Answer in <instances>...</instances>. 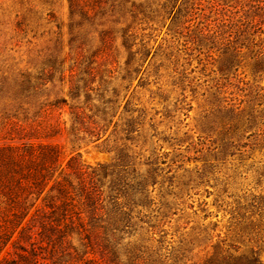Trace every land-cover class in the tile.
<instances>
[{"label":"trees","instance_id":"trees-1","mask_svg":"<svg viewBox=\"0 0 264 264\" xmlns=\"http://www.w3.org/2000/svg\"><path fill=\"white\" fill-rule=\"evenodd\" d=\"M46 4L0 0V264H264L249 216L185 205L134 94H200L210 156L262 152L264 0ZM95 141L109 163L67 153Z\"/></svg>","mask_w":264,"mask_h":264},{"label":"rangeland","instance_id":"rangeland-1","mask_svg":"<svg viewBox=\"0 0 264 264\" xmlns=\"http://www.w3.org/2000/svg\"><path fill=\"white\" fill-rule=\"evenodd\" d=\"M46 1L48 4L45 7L54 10L57 18L48 26L42 21L43 27L47 29L57 22L66 23L67 0ZM135 84L137 80L131 86L128 96L133 92ZM146 89L138 88L134 94L153 101L150 105L154 107L151 114L158 124L153 131L158 136L155 138L156 153L169 166L168 177L176 176L177 180L184 183V192L187 193L184 197L185 205L192 204L194 210H198L199 217L196 219L200 222L203 221L200 218L208 212L209 218L205 222H218L219 226L242 214L249 216L250 221L258 227L254 237L261 241L264 248V149L251 157H228L222 161L214 159L206 150L207 146L212 148L213 145L204 139L202 131L210 127L213 129L216 124H204L206 113L201 95L193 97L187 92L188 97L184 98L168 92L166 96L158 97L153 93L155 97L151 100L156 87L147 86ZM189 103L192 108L187 110ZM96 144L97 141L79 142L74 148L68 145L67 153L69 156L80 153L83 161L91 165L109 163L112 154L101 151ZM227 210L231 213H227ZM191 211L187 209V212ZM183 221L181 219L177 224L183 225Z\"/></svg>","mask_w":264,"mask_h":264}]
</instances>
